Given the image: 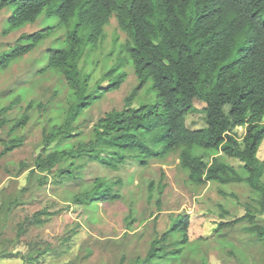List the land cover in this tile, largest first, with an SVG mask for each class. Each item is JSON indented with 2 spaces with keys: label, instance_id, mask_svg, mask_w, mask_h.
I'll list each match as a JSON object with an SVG mask.
<instances>
[{
  "label": "trees",
  "instance_id": "trees-1",
  "mask_svg": "<svg viewBox=\"0 0 264 264\" xmlns=\"http://www.w3.org/2000/svg\"><path fill=\"white\" fill-rule=\"evenodd\" d=\"M8 8L5 34L40 17L49 24L21 35L12 47L1 51L0 71L35 49L55 27L66 30L63 46L45 51L40 71L50 68L60 73L69 103L62 120H57L59 116L46 124L42 148L34 159L36 172L53 173V184L62 186L81 179L88 163L117 172L128 164L145 168L150 161L161 162L175 154L194 185H245L257 196L245 215L221 220L215 229L248 222L244 231L264 244V222L255 218L264 216V159L257 157L264 140V0H0V12ZM112 17L128 37L123 50L138 84L125 98L123 109L105 113L84 140L82 115L117 90L126 77L119 71L120 61L91 87L79 66L85 50H94L104 39V27ZM53 19L56 24L50 23ZM146 84L155 99L134 107ZM194 100L204 104L205 127L190 130L186 117L195 110ZM20 103L16 95L0 107V131L7 128V136L0 137V159L25 142L16 133L29 123L34 104L28 103L18 119L7 118ZM235 128L244 133L237 137ZM60 144L64 145L54 148ZM224 157L238 161L240 169ZM36 172H30L28 181L33 178L38 185H46L48 177ZM120 184V180L95 177L70 201L85 207L119 200L115 187ZM163 191L159 190L158 206ZM14 205L15 201L7 211ZM57 213L45 208L27 221L39 227ZM188 227V214H177L169 229L155 235L145 256L133 264L176 262L183 251L176 246L188 243ZM25 231L20 226V235ZM74 235L71 232L64 243ZM33 251L40 248L33 244ZM50 252L46 244L43 253ZM39 259L40 253L30 261Z\"/></svg>",
  "mask_w": 264,
  "mask_h": 264
},
{
  "label": "rangeland",
  "instance_id": "rangeland-1",
  "mask_svg": "<svg viewBox=\"0 0 264 264\" xmlns=\"http://www.w3.org/2000/svg\"><path fill=\"white\" fill-rule=\"evenodd\" d=\"M10 13V8L0 12V54L12 47L21 35L37 32L49 24L43 23L44 18L40 17L34 24L5 34ZM50 23L56 24V21L53 19ZM65 34L64 27H55L35 49L0 71V107L16 95L21 98V103L9 112V120L18 119L28 103L34 104L29 123L16 133L25 137L24 144L0 159V264H119L121 260L122 264H133L145 256L154 236L168 230L173 217L181 213L189 216L188 243L176 246L183 247V251L171 264H264V244L244 231L248 222L215 229L221 220L232 221L245 215L248 207H254L257 196L245 185H194L180 168L175 154L161 162L150 161L145 168L128 164L117 172L88 163L81 179L62 186L53 184V173L36 172L34 159L42 148L46 124L51 118L60 116L57 120H62L69 103V92L60 73L50 68L40 71L45 66V51L63 46ZM127 42V35L119 30L112 17L104 27V39L94 50L87 48L80 60L81 72L89 77L91 87L120 61L119 71L126 74L117 90L104 95L82 115L80 129L84 140L105 113L123 109L125 98L138 84L123 50ZM154 99L146 84L133 106ZM193 106L195 110L186 117L190 130L205 127L204 104L194 100ZM233 132L239 137L244 130L235 128ZM6 136L7 128L0 131V137ZM257 157L264 159V140ZM223 159L240 169L238 161ZM31 171L48 177L47 184L40 186L33 178L28 181ZM95 177L120 180V186L115 187L120 199L95 206L73 204L72 196ZM159 190L164 191L158 206ZM14 201V207L8 212L7 206ZM45 208L58 213L42 226H31L27 220ZM220 208L226 212L225 216ZM255 218L264 222V216ZM23 225L26 231L20 235L19 228ZM73 231L76 235L64 243V238ZM33 244L40 251H33ZM46 244L50 245L51 252L44 254ZM38 253L39 262L30 261Z\"/></svg>",
  "mask_w": 264,
  "mask_h": 264
}]
</instances>
